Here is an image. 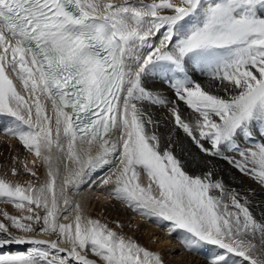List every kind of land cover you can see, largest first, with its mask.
<instances>
[{"label":"snow or ice","instance_id":"snow-or-ice-1","mask_svg":"<svg viewBox=\"0 0 264 264\" xmlns=\"http://www.w3.org/2000/svg\"><path fill=\"white\" fill-rule=\"evenodd\" d=\"M194 59L209 61L202 63L207 84L195 78ZM153 71L171 74L175 99L192 110L193 121L149 90L144 78ZM145 102L167 107L200 152L264 185V143L246 146L264 136V0H0V117L12 121L0 131L47 167L38 185L0 177V202L26 213L0 211V249L32 245L27 253L0 255V264H163L72 199L70 190L78 192L88 173L105 165L111 167L102 183L114 185L115 199L170 234L186 233L190 251L219 249L208 264H264V221L247 197L213 180L212 171H184L171 137L162 146ZM54 151L79 167L63 175ZM24 172L36 176L27 164ZM71 213L70 223L60 222ZM37 231L56 239H35Z\"/></svg>","mask_w":264,"mask_h":264},{"label":"bare ground","instance_id":"bare-ground-1","mask_svg":"<svg viewBox=\"0 0 264 264\" xmlns=\"http://www.w3.org/2000/svg\"><path fill=\"white\" fill-rule=\"evenodd\" d=\"M146 2H148V0H146ZM205 2L211 3L212 0H205ZM195 22L196 21H190L185 26V30H190ZM189 63L191 68L195 71V78L202 84H207L209 81V74L206 68L202 67V63L207 65L209 61L194 59L189 61ZM170 75V73L153 71L145 76L144 82L149 90L162 95L168 100L174 101L180 108L183 116L191 122L195 119V115L183 102L175 99L174 89L171 87V81L168 79ZM12 79L16 83L18 91L27 97L22 83L14 74L12 75ZM41 102L45 104L47 114L51 116L54 121L55 117L51 102L44 96H41ZM143 107L158 121L154 131L161 136L162 146L166 144L168 138L171 137L173 152L178 159L181 160L184 171L189 175L201 177L208 171H212L213 180H220L228 189L238 192L241 197H247L253 215L257 220L264 221V185H261L253 177L239 172L228 160L221 157L208 156L200 152L183 130L174 125L173 118L167 107L151 105L147 102L143 104ZM10 125L9 121L4 117H0V129ZM151 127L152 126H149V128ZM54 128L55 125L53 123V129ZM254 137H257L258 141H246V146L248 148L255 149L260 143H264V136ZM113 138H115V136H113ZM97 150L98 149L94 147L92 155H95ZM54 155L56 157H61L59 167L62 174V170L65 169L66 171L63 175H66L68 170L79 167V165L67 161L66 155L55 151ZM226 155L234 157L235 159H240V157L233 152H228ZM25 164H27L28 168L36 172L35 177L30 173L24 172ZM13 167H15L20 174L13 175L11 171ZM110 167V165H105L102 168L89 172L84 183L80 185L78 192L70 190L72 199L82 205L87 216L92 219L100 220L102 223H106L114 231L122 233L147 250L158 253L163 260V264H208L211 256L217 251H220L215 246L211 245H204L198 250L190 251L183 243V237L186 233L178 230L170 234L162 224L157 223L154 219H147L141 216L138 212L128 208L125 203L115 199L114 196L109 194L110 190L114 188V185L111 183L104 185L102 183V180L109 174ZM137 171L140 172V183L147 186L151 182L149 177L142 169L138 168ZM0 177L13 183H20L24 186H26L29 181L38 185L47 179V167L34 155V153L28 152L17 139L5 135L3 131H0ZM57 183L59 184L60 181L58 180ZM0 211H7L10 215L16 216L26 214L16 209L14 205L4 204L2 202H0ZM74 215L75 213H71L69 214L68 220H61L60 222L70 223ZM4 219L5 218L0 215V220ZM36 227L38 228L39 226L37 225ZM13 231H16L17 234H21L19 230L13 229ZM33 238L51 240L56 239V235L37 231L33 234ZM61 246H65L63 242H61ZM31 247L32 245L30 244H13L4 249H0V255L27 253ZM89 258L98 259L91 253H89Z\"/></svg>","mask_w":264,"mask_h":264},{"label":"rangeland","instance_id":"rangeland-1","mask_svg":"<svg viewBox=\"0 0 264 264\" xmlns=\"http://www.w3.org/2000/svg\"><path fill=\"white\" fill-rule=\"evenodd\" d=\"M7 121H9V123L11 124L12 123V121H11V119L10 118H8V117H4ZM86 158V157H85ZM63 171V174H65L64 172H66L65 171V169L64 170H62Z\"/></svg>","mask_w":264,"mask_h":264}]
</instances>
